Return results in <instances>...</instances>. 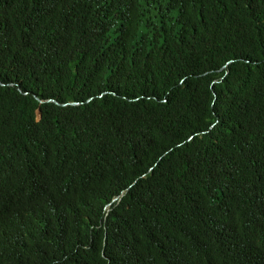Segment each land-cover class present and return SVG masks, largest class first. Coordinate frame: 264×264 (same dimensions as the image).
Returning <instances> with one entry per match:
<instances>
[{
	"label": "trees",
	"instance_id": "16d2710c",
	"mask_svg": "<svg viewBox=\"0 0 264 264\" xmlns=\"http://www.w3.org/2000/svg\"><path fill=\"white\" fill-rule=\"evenodd\" d=\"M0 264H264V0H0Z\"/></svg>",
	"mask_w": 264,
	"mask_h": 264
},
{
	"label": "water",
	"instance_id": "95a60500",
	"mask_svg": "<svg viewBox=\"0 0 264 264\" xmlns=\"http://www.w3.org/2000/svg\"><path fill=\"white\" fill-rule=\"evenodd\" d=\"M71 104H76V103H71ZM68 105V104H67Z\"/></svg>",
	"mask_w": 264,
	"mask_h": 264
}]
</instances>
